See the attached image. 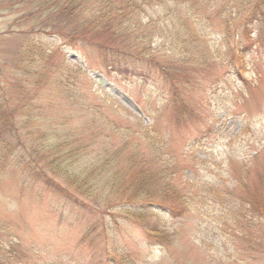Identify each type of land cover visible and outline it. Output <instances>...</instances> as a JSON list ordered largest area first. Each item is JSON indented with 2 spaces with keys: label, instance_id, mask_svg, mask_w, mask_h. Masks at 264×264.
<instances>
[{
  "label": "rangeland",
  "instance_id": "rangeland-1",
  "mask_svg": "<svg viewBox=\"0 0 264 264\" xmlns=\"http://www.w3.org/2000/svg\"><path fill=\"white\" fill-rule=\"evenodd\" d=\"M192 1H184L179 12L172 1L151 5L152 0L148 4L140 0L138 15L142 21L150 22L151 35L145 43H150L155 60H165L181 46L191 54L189 64L183 68L187 73L185 79L180 75L174 77L190 94L182 105L191 114L180 115L171 102L170 79L157 64L136 62L122 52L114 56L115 64H108L99 43L34 31L33 17L23 11L24 4L0 0V104L5 110L6 105H28L15 112L12 126L5 121V137L12 140L20 135L24 146L11 143L22 158L20 162L0 161L2 262L6 259L9 264H264V252L250 247L252 244L241 227L249 213L245 211L248 191L258 194L264 190V44L255 32L250 39L242 20L236 17L237 12L242 17L241 4L248 3L245 0H221L222 9L209 2L198 7L199 4L194 5L197 0L193 4ZM223 3L234 21L225 31ZM188 6L195 14L201 13L198 21L203 18L208 27L204 29L198 23L196 37L200 40L187 46V41L182 40L186 30L175 16L187 15ZM217 11L222 14L221 19L216 16ZM22 13L28 19L14 21ZM155 25L171 31L173 28L172 35L167 29L160 32ZM252 27L249 25L248 29ZM248 40L253 46H249ZM229 43L247 52V81L243 84L229 76L232 61L223 58ZM37 46L46 49L47 55L41 57ZM162 60L159 63L166 66ZM140 122L151 125L152 134L164 138L151 155L147 133L142 131ZM51 125L61 130L57 133L63 136L64 131H71V149H77V153L64 164L75 171L124 147L119 160L140 152L158 168L167 164L178 170L173 175L178 185L185 180V174L192 177L194 190L209 182L214 190L209 198L220 206L215 203L213 207L207 201L210 212L196 210L176 217L156 211L138 223L121 216L120 207L102 213V208L83 205L80 199L79 206L74 207L39 181L26 179L22 166L32 160L46 171L44 177L93 205L56 173L54 163L64 161L66 153L50 150L51 143L60 138L52 133ZM35 140L40 150L26 154V147L36 148ZM233 147L237 155L235 150L231 152ZM257 149L260 151L251 164L252 191L243 185L240 175L243 165L250 162L248 157ZM190 161L193 173L186 170ZM223 203L230 207L224 209ZM143 223L168 227L174 234L170 243L151 239ZM253 231L259 233L257 229Z\"/></svg>",
  "mask_w": 264,
  "mask_h": 264
},
{
  "label": "trees",
  "instance_id": "trees-1",
  "mask_svg": "<svg viewBox=\"0 0 264 264\" xmlns=\"http://www.w3.org/2000/svg\"><path fill=\"white\" fill-rule=\"evenodd\" d=\"M143 1L148 4V0ZM166 1L176 3L177 10L180 12L181 6L185 3L184 1L188 0H152V3L150 2L149 4L153 5L154 2L165 3ZM245 1L248 3L241 4L243 7V10H241L242 17L240 12L236 13V17L242 20L243 29L248 31L250 39L252 38V33L255 32V37L264 44V0ZM194 2L195 0L192 1V4ZM203 2L215 4L219 9H222L221 0H197L194 5L199 4L198 7H200V3L202 4ZM19 3L24 4L23 11H27L33 17L32 28L34 31L46 32L53 37L87 39V41L89 40L88 42L93 44L99 43L108 64L110 62L113 64L114 56L121 52L134 57L136 62H145L148 65L157 64L158 67L163 69L162 71L166 77L170 79L168 80L171 87V102H173L177 114H191L182 105L186 104L185 101L190 94L181 88L179 85L180 80L178 82L174 80V77L178 78L179 75L182 80L185 79L187 73L186 69L184 70L183 68L189 64L188 59H191V54H189L187 48H182L181 46L177 50L172 51V54L165 60H162V57H158L167 63L164 64L166 66L162 67L161 63H159L161 61L158 59L155 60L154 52L149 46L150 43L149 45L145 43L147 36L151 35L148 30L150 22L142 21L141 17H138L141 12L140 0H17L16 4ZM223 8L226 12L224 22L225 31L226 27L228 29L231 24L233 25L234 21L230 15H227L226 4L224 3ZM186 10L187 15L180 14L175 17L182 24L183 29L186 30L185 33H182V40L183 42L187 41L186 45L188 46L190 42L191 44H195L196 41L199 42L200 40V38L196 37V25L200 23L204 29L208 26L204 23L203 18L198 21V16L201 13L195 14V10L189 6ZM133 12H136L134 16L132 14ZM218 13L217 11L216 16L221 19L222 14ZM32 14L36 15L34 16ZM19 15L14 18V21L28 19L23 13ZM212 15L213 12L210 13L208 19H211ZM249 25H253V27L248 29ZM15 26L14 24L13 27ZM155 28L160 30V32L167 29L166 32L172 35L173 28H171L172 31L165 26L155 25ZM190 38L191 41H189ZM223 38L226 40L227 36L224 35ZM97 40H102V42H97ZM248 43L249 46H253L251 40H248ZM226 46L228 48H226L223 58L225 57L232 61L229 76L233 77L237 83L243 84L247 81V77L244 75L248 70V63L245 60L247 52H244L241 47L239 49L235 48L230 43L226 44ZM37 47L39 50L38 54L41 57L47 55L46 49L41 46ZM226 55H229V57ZM168 71L170 72L167 73ZM27 106V104L20 107L6 105L7 110H5L4 106L0 104V161L13 160L14 162H20L22 160L17 155V151L11 148V143L15 145L22 144L24 146V139L20 135L12 137V140L7 139L5 133H8V128L5 125V121H8V124L12 126L11 120L14 116H17L15 112L19 109L27 108ZM140 123L142 131L147 133V139L152 149L149 153L151 155L155 145H160L164 138L160 134L153 135L152 130L154 128L151 125L145 122ZM50 130L60 137L51 143L50 150H55L56 154L63 150L66 153V159L64 161L61 159L58 161L59 163H54L56 165V173L80 191L85 197L90 199L93 205L85 202L84 199H81L77 195L70 194L71 192L65 186H61L60 183L56 185L51 178L44 177L46 171L38 168L28 158V161L22 165L27 173L26 179L39 181L48 191L54 192L57 197L72 203L74 207L79 206V199L83 201V205L89 204L92 207L102 208V213H109L113 209L120 207L121 216L126 215L128 220L138 223L152 216L156 211L163 212L166 215L170 213L171 216L176 217L196 210L205 213L208 210L207 201L213 207H216L215 203L218 204L217 201L209 198L211 193L214 192L209 186V182H203L194 190L192 189L194 183L191 179L192 177L185 174V180L182 179L178 185L173 180V175L177 174L178 170L167 164L163 168H158L154 166L153 162H150V157L145 158L140 152L134 155L130 154L128 156L130 159L119 160L118 157L122 155L120 152L124 150V147H119L116 150L117 153L108 154L105 157L102 156L96 160L89 161L75 171L70 165L64 164L68 158L74 153H77V149H71V140L73 138L71 131H64L65 136H63L61 133H57L61 130H58L52 125L50 126ZM35 142L36 140L34 144ZM38 143L36 142L35 144L36 148L26 147L24 150L26 154L33 155L34 152L37 153V149H39L37 147ZM81 146L86 147L87 145L82 144ZM234 148H231V152L235 150ZM80 149L82 148L80 147ZM259 151H256L248 157L250 162L248 165H243L240 175V180L243 185L252 191H254L252 187L254 184L250 183L252 179L251 164ZM233 153L237 155L236 150ZM233 159L235 158H230V161ZM125 161H129V164L125 163ZM186 170L189 173L194 172V165L191 161L186 165ZM220 179L225 181L223 177ZM222 207L228 209L230 206L223 203ZM247 210L249 213L245 214V218L241 222V227L246 232V240L252 244L250 247L254 248L253 250L264 252V190L258 192V194H255V191H248L245 211ZM143 225L148 236L158 243H170V238L174 235L168 227H163L159 224L143 223ZM254 229H257L259 233L256 234L253 231ZM253 242L256 244H253ZM117 253L118 251H114V254ZM112 256L115 257V255ZM120 257L124 261L123 256ZM215 257H217L216 254ZM2 259L0 255V264H9L6 262V259L2 262ZM11 259L12 256L9 258L10 262L12 261Z\"/></svg>",
  "mask_w": 264,
  "mask_h": 264
}]
</instances>
